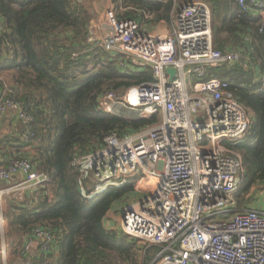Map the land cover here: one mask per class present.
Instances as JSON below:
<instances>
[{
  "label": "trees",
  "instance_id": "trees-1",
  "mask_svg": "<svg viewBox=\"0 0 264 264\" xmlns=\"http://www.w3.org/2000/svg\"><path fill=\"white\" fill-rule=\"evenodd\" d=\"M197 1L210 9L213 49L240 56L238 64L207 68L203 79L228 83L250 120L245 136L226 144L242 165L234 195L236 209L242 210L243 196L264 185L262 20L253 7L242 12L237 0ZM109 2L120 19L151 29L161 21L171 23L172 1ZM94 15L82 0H0V100L23 104L33 119L18 138L0 137V169L27 161L48 179L22 200H8L7 237H20L14 254L29 264H148L160 251L157 246L144 250L120 228L105 227L108 213L126 204L138 177L101 185L79 164L111 134L138 133L159 121L157 115L128 120L97 109L106 94L153 81V71L119 67L124 58L104 50L89 30ZM26 128L33 136L24 142Z\"/></svg>",
  "mask_w": 264,
  "mask_h": 264
},
{
  "label": "built area",
  "instance_id": "built-area-1",
  "mask_svg": "<svg viewBox=\"0 0 264 264\" xmlns=\"http://www.w3.org/2000/svg\"><path fill=\"white\" fill-rule=\"evenodd\" d=\"M165 1H172L173 7L171 28L164 34L118 18L111 7L91 22L92 34L104 50L124 58L119 67L149 66L153 71V81L133 85L121 96L108 93L98 100L97 109L118 117L127 111L141 119L157 115L159 121L138 133L111 134L79 164L101 185L138 177L136 189L145 197L124 205L119 228L144 250L160 249L148 264H264V201L236 209L234 195L242 165L226 145L245 136L250 120L228 83L203 79L207 68L238 64L239 53L213 49L206 4ZM237 2L242 12L251 7L258 11L264 33V0ZM169 68L175 70L174 80ZM260 82L263 88L264 75ZM8 109L22 124L33 121L23 104L0 100V116ZM32 136L26 128L24 142ZM16 173L24 176L16 190L35 189L48 181L27 161H12L0 169V182ZM6 193L0 190V258L4 259Z\"/></svg>",
  "mask_w": 264,
  "mask_h": 264
},
{
  "label": "rangeland",
  "instance_id": "rangeland-1",
  "mask_svg": "<svg viewBox=\"0 0 264 264\" xmlns=\"http://www.w3.org/2000/svg\"><path fill=\"white\" fill-rule=\"evenodd\" d=\"M190 1H197V0H190ZM83 4L85 6H88V8H92L95 11V15L96 17H94L92 19V22L98 17H100L102 14H103V10L106 8L107 6V0H82ZM97 13V14H96ZM91 33L94 32V28H92V26H90V29ZM95 34V33H94ZM118 96H121V94H119ZM114 116H117L118 115H114ZM120 116L122 118H125V119H128V120H139L141 118H137V114L134 113V112H122L120 114ZM129 134H133V133H129ZM137 183H136V186H135V190L134 192L132 193V195L129 196V198L126 200V204L127 202H138L142 199H144L145 197V194L141 193V192H138L137 189ZM27 192V190H23V189H19L17 191H14L13 194H5L4 198H3V204H2V209H3V213H4V216H6L5 214H7V210H8V200L13 196H17V197H20L23 196V194H25ZM248 194V195H247ZM245 196H243V202H242V206H243V203H246V204H250L251 206H258L257 204H259L261 201H264V185H259V186H254L249 193H247ZM257 201H259L258 203H256ZM123 204V203H122ZM125 204V205H126ZM122 206V205H121ZM123 207L124 204H123ZM123 207L121 208H117V209H113V211L109 212L106 219H105V227L107 229H112V230H118L119 228V220L121 218V213H122V209ZM243 208V207H242ZM6 220V218H5ZM7 222V220H6ZM8 222H7V226H8ZM6 226L5 228V235H7V232L6 230L8 231V227ZM8 236V235H7ZM9 239V237H8ZM7 237L5 236V240L8 241Z\"/></svg>",
  "mask_w": 264,
  "mask_h": 264
},
{
  "label": "crops",
  "instance_id": "crops-1",
  "mask_svg": "<svg viewBox=\"0 0 264 264\" xmlns=\"http://www.w3.org/2000/svg\"><path fill=\"white\" fill-rule=\"evenodd\" d=\"M106 7L112 8V5L110 4L109 0H107V6ZM95 12H97V11H95ZM170 28L171 27L169 26V24H166L164 21H161L157 27H155L154 29L152 28L151 30L155 34H164V33H167L170 30ZM22 127H23V124L17 118L16 113L13 110L8 109L7 112H5L3 115L0 116V137H5V136L13 137L14 136L15 138H18L19 135H21L20 133H21ZM0 161H1V158H0ZM23 177L24 176L22 173H16L15 175H12L7 181L0 183L2 185L3 184L7 185L6 189H0V190H8V195L13 194L14 191H17L16 187L23 181ZM24 189L27 190V192L31 191L28 188H24ZM24 195L25 194H23V196ZM23 196L20 195V197H17L15 195H13L12 197H16V198L22 200ZM256 203H258V201ZM6 226H7V222L5 220V228H6ZM7 227L9 230V224ZM6 232L8 235L7 230H6ZM7 235L4 234V238H5V236L7 237ZM7 239H8V237H7ZM19 239H20V237L18 235L13 234L8 239V241H6V240L3 241L5 249L7 251V257L5 259L0 258V264H29L28 261H24L20 258H17V255L14 254L15 253L14 242H16ZM0 244H1V239H0Z\"/></svg>",
  "mask_w": 264,
  "mask_h": 264
},
{
  "label": "water",
  "instance_id": "water-1",
  "mask_svg": "<svg viewBox=\"0 0 264 264\" xmlns=\"http://www.w3.org/2000/svg\"><path fill=\"white\" fill-rule=\"evenodd\" d=\"M167 72L170 74L171 80H174L175 78V70L173 68L167 69Z\"/></svg>",
  "mask_w": 264,
  "mask_h": 264
}]
</instances>
